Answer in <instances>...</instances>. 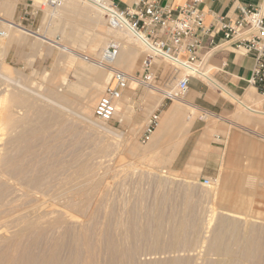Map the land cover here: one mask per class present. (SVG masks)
<instances>
[{
	"label": "rangeland",
	"instance_id": "374dc122",
	"mask_svg": "<svg viewBox=\"0 0 264 264\" xmlns=\"http://www.w3.org/2000/svg\"><path fill=\"white\" fill-rule=\"evenodd\" d=\"M69 1L65 0L63 6L57 10H48L44 15L20 22L19 6L27 0H0V15L3 18L10 19L22 28L45 37L46 40L54 41L63 48L61 50L22 32L13 33L10 29L7 32L6 27L0 23V31L7 33L5 38L0 39V72L10 80L0 78V97L7 93L6 101L4 100L0 107V159L10 162L5 163L3 160L6 165L8 162V166H4L0 160L3 169L0 178V216L3 215L0 217V227L13 231L21 221L19 219L22 214L26 217L29 210L44 201L34 198L31 192L26 195L21 190L23 187L28 188L27 191H38L44 195V206L49 212L45 215L46 219L61 217L76 225L75 232H78L80 227L85 229L88 238L84 244L93 255L91 256L92 260L94 258V264H120L117 260L112 263L110 242L115 246L122 263L126 262L123 251L133 253L134 250L139 264H264V172L256 176L225 178L231 187H244L243 191H236L233 196L230 194V197L222 191L224 189L221 187L226 185L223 177H219L213 186L205 187L201 184L200 177L173 174L169 171L171 161L163 162L164 157L168 154L174 156L186 137H168L157 150L149 148L157 127L147 143H141L140 137L148 118L155 111L162 114L174 101L165 97L157 103L159 94L153 95L149 87L139 82L131 81L122 95L123 99H120L123 100L122 105L117 103L120 104L118 106L122 115L113 117V120L106 124L111 132L100 131V126L105 124L95 120L93 116V109L106 85V70L100 65V55L109 42L114 39L123 42V39L117 35L120 33L109 30L103 14L92 4H86L88 9L81 13L70 14L68 9L67 12L65 10ZM20 33L23 36H20ZM131 38L135 40L132 34ZM143 51V47L136 41V58L131 69L125 70L136 79L139 77ZM78 54L83 59L78 58ZM91 61L94 64L90 63ZM155 63L157 75L152 85L160 90L171 91L170 95H173L182 69L177 66L176 68L166 60L157 59ZM120 71L123 72L121 69ZM64 76L68 79L67 85L62 84ZM190 80L203 81L199 78ZM11 81H18L26 86L28 91L16 88ZM206 85L220 101L230 106H239L236 102H231L232 98L224 96L221 90L208 83ZM219 85L231 93L226 87ZM248 87V91H252L253 100L258 103L250 104L249 111L252 116L264 119V115L258 114L260 111L264 112V94L249 85ZM57 94L66 95L71 114L61 115L63 112L59 108L51 106L47 101L45 103V100L39 97H52V100H56ZM178 98L185 99L184 96ZM11 99L14 100L12 105L9 101ZM85 104L89 107H84ZM14 105L16 106L13 109L19 106L27 107L23 108L25 112L22 117L25 118L22 122L27 125V132L21 144L12 147L7 144L13 132L7 130L4 111ZM5 106L7 109L2 110ZM33 108L35 109L32 110ZM192 111L195 118L200 116L196 110ZM50 113H54L57 121L49 128L46 119ZM132 143L139 148L138 154L134 156L126 153V148ZM22 146L23 148H20ZM18 147L20 149H17ZM5 153L9 156L4 157ZM13 156H16L14 161ZM18 156L19 161L23 162L18 161ZM25 161L30 163L29 166ZM8 173L11 175L5 176ZM32 177L36 181L30 179ZM68 181L72 184H68ZM59 185H62V188ZM68 185L70 191L87 192V197L81 201L79 197L69 196L70 200H66L65 195L68 196L70 192L67 191ZM63 187H67L66 194L61 190V195L58 190L64 189ZM54 197L59 198L56 200ZM231 197L235 200V203L232 202L235 212L244 216L228 215L227 206L232 200ZM12 211H15L14 214ZM144 231L147 232L143 233ZM8 236L6 232V241L1 238L0 251L8 240L11 241L9 233ZM147 237L148 242H143L147 241ZM151 242L157 246L152 243L151 247ZM65 243L71 242L67 240ZM81 246L77 250L74 264H80L84 258V246ZM61 255L65 260L68 257L65 250Z\"/></svg>",
	"mask_w": 264,
	"mask_h": 264
},
{
	"label": "built area",
	"instance_id": "2783aa9c",
	"mask_svg": "<svg viewBox=\"0 0 264 264\" xmlns=\"http://www.w3.org/2000/svg\"><path fill=\"white\" fill-rule=\"evenodd\" d=\"M91 3L104 16L106 25L112 30L126 31L139 35L146 46L140 60L138 82L150 85L155 82V60L161 59L180 64L182 75L178 79L173 95L168 100L182 96L188 90L192 69H200L197 54L200 35L210 38L221 36L223 42H232V48L241 55L249 56L253 62L248 85L264 94V10L249 6L236 7L234 18H215V23L204 25L205 12L201 8L204 0H186L178 7H172L164 0H134L132 6L119 8L114 0H84ZM65 0H42L36 3L27 0L19 6L18 20L27 21L48 10L61 8ZM6 34L0 31V39ZM120 44L109 42L102 50L100 64L110 65L117 58ZM174 66V65H173ZM176 67V66H175ZM132 78L125 72L113 70L108 84L98 99L93 116L102 123L113 120L116 102L128 88ZM159 114L153 113L147 120L145 130L140 137L145 144L155 130ZM215 180L206 178L201 181L205 187L213 186Z\"/></svg>",
	"mask_w": 264,
	"mask_h": 264
},
{
	"label": "bare ground",
	"instance_id": "6f19581e",
	"mask_svg": "<svg viewBox=\"0 0 264 264\" xmlns=\"http://www.w3.org/2000/svg\"><path fill=\"white\" fill-rule=\"evenodd\" d=\"M36 3H40L42 0H34ZM9 4V3H8ZM86 4H91L89 2H86V1H80L79 2L77 0H70L69 3H68V8H65L66 12H67V9H68V12L70 14H78V13H81L83 12L84 10L88 9V5ZM66 7V5H65ZM91 7V6H90ZM94 8V7H93ZM63 9V8H62ZM76 20V19H75ZM82 21V20H81ZM0 23L2 25H4L6 27V30L8 32V30H13V33L14 31H18V32H22L24 34H28V35H32L34 37H36L37 39L41 40V41H44L46 42L47 44H51L52 46H56L57 48H62L61 45H59L58 43L54 42V41H49V40H46L45 37H42V36H38L37 34L35 33H32L24 28H22L20 25L18 24H15L12 22V20L10 19H6V18H3L2 15H0ZM111 30V32H115V33H120V34H117L120 38L123 39V42H120L119 40L117 39H114L112 40L113 42H116V43H119L120 44V51H119V54L117 56V58L114 60V62L110 65H105V66H101L103 68H105V72H106V84L109 83L110 81V78L112 76V71L113 70H123V72L126 73V69H131L133 63H134V60L136 58V41L137 43H139L143 49L145 50L146 49V46L145 44L143 43V40L141 39V37L139 35H133V37L135 38L132 39L131 38V34L129 32H126V31H118V30H112V29H109ZM6 36H7V33H5ZM114 34V33H113ZM5 36V37H6ZM15 36V35H14ZM20 36H23L21 35L20 33ZM99 36V35H98ZM19 38V36H18ZM100 38V36H99ZM16 41H18V39H16ZM63 49V48H62ZM61 49V50H62ZM66 50V48H64ZM68 52V51H67ZM70 54V52H69ZM73 56V54H72ZM76 57V55H75ZM78 58H82L81 55H77ZM76 57V58H77ZM164 61V60H163ZM83 62V61H82ZM90 63H93V61H91ZM90 65V64H89ZM99 65V64H98ZM173 65L177 66V67H180V64L179 63H176L174 62ZM176 67V68H177ZM6 74H8L9 72H5ZM128 73V72H127ZM126 73V74H127ZM9 76V75H8ZM131 78H132V81H134V83L138 82V80L136 79V77L134 75H129ZM192 76L194 78H199V79H202L204 82L208 83L209 85L215 87L217 90H221V93L224 95V96H229L230 98L234 99V101H232L231 99V102H236L238 105H239V108L242 109V107L240 106H243L245 108V110H250V107L249 105L254 103V104H258L257 102H255L256 100H253V97H252V91H248L246 90L247 92L242 95V97H237L231 93H229L228 91H226V89H224L223 87H221L207 72L205 69L203 68H200V69H192ZM0 78L2 79H5L7 81H10L9 79H7V75L5 76L4 74H2L0 72ZM67 78L64 76L63 78V82L62 84L63 85H67ZM13 83V85L24 91V92H27L28 89L26 88V86L22 85L21 83H19L18 81H11ZM61 84V85H62ZM95 86V85H94ZM147 86V85H145ZM99 87V85L97 86V88ZM147 87L150 88V90L152 91L153 95H155L157 93V95L159 94L160 98L159 97H156V98H159L158 99V102L157 103H160L162 98L165 99V97H168L170 95V92H167L166 89L165 90H160V88H156L154 87L152 84L148 85ZM175 87V86H174ZM250 88V87H248ZM95 90V89H94ZM168 91L170 89H167ZM255 90V89H254ZM3 92V91H2ZM5 92V91H4ZM7 92V90H6ZM9 92V91H8ZM155 93V94H154ZM9 94V93H8ZM172 94V93H171ZM7 95V93L5 95H1L2 97H0V107H2L1 105H3V102L5 100V97ZM23 95V94H22ZM28 95V94H27ZM55 95V93L53 94V96ZM152 95V94H151ZM152 95V96H153ZM193 94H191L192 96ZM255 95V94H254ZM10 96V95H9ZM14 96V95H13ZM24 96V95H23ZM22 96V97H23ZM68 96V95H67ZM41 99L45 100V103L46 101L49 102L51 104V106H54L56 107L57 109L59 108L63 113L61 115H63L64 113L65 114H71V111L69 109V100L68 98L66 97V95L64 96L62 94V96H58L57 94V97H56V100H52V97L50 98H47V97H44V96H39ZM93 97V96H92ZM154 97V98H155ZM55 98V97H54ZM122 98V97H121ZM120 98V99H121ZM151 98V96H150ZM223 98V97H222ZM229 98V99H230ZM16 99V98H15ZM120 99L116 102V111L114 113V116L113 117H116V116H119V115H122V113L119 111L120 110V106L118 105H122V101H120ZM123 99V98H122ZM153 99V98H152ZM193 99V98H192ZM257 99V98H256ZM42 100V101H43ZM127 100V99H126ZM6 101V100H5ZM11 102V105L14 104V100L11 99L9 100ZM95 101V100H94ZM174 103L167 109V111H163L162 114L160 115L159 117V123H158V126H157V129L156 131L154 132V134L152 135V139L150 141V145H149V148L150 149H155L157 150L159 146H161V144L166 140V138L168 137H172L173 135H177V136H180V137H186V135L188 134L189 132V129L190 127L192 126L193 124V121H194V116L193 115V111L192 109L195 107V105H193L191 102H187L186 100H183V99H180V98H174L173 99ZM118 102H120V104H117ZM154 102V101H153ZM156 103V102H155ZM156 103V104H157ZM260 103V102H259ZM92 104V103H91ZM94 104V103H93ZM155 104V105H156ZM262 104V103H260ZM86 105V104H85ZM88 105V104H87ZM84 106V107H89V106ZM90 105V104H89ZM16 105L14 106H9L8 107V110L7 111H4L3 113L5 114L4 117H5V121H6V126H7V130L9 132H13V135L8 139V142L7 144L9 146H12V147H15V146H19V144H21L22 140L24 139V137L26 136V132L27 130L25 129V125L22 120L25 119L23 117L24 115V107L25 106H19L18 108L16 109H13V107H15ZM18 106V105H17ZM33 106V105H32ZM125 106V105H124ZM159 106V105H158ZM193 106V107H192ZM4 108V106H3ZM2 110H6L7 107L5 106V109ZM27 108V107H25ZM29 108V107H28ZM71 108V107H70ZM92 108V107H90ZM89 108V109H90ZM185 108V109H184ZM238 108V109H239ZM35 108H33L32 110H34ZM54 109V108H53ZM83 109V108H82ZM191 109V111H189ZM195 109V108H194ZM193 109V110H194ZM1 110V111H2ZM55 110V109H54ZM91 110V109H90ZM196 110V109H195ZM194 110V111H195ZM244 110V109H243ZM31 111V110H30ZM41 111V110H39ZM51 111V110H49ZM82 111V110H81ZM185 111V112H184ZM48 112V111H47ZM56 112V111H55ZM199 112V111H197ZM33 113V112H32ZM40 113V112H39ZM206 113V112H205ZM1 114V113H0ZM26 114H30V113H26ZM34 114V113H33ZM44 114V113H43ZM47 114V113H46ZM54 114V113H53ZM52 113L49 114L48 118L46 119L47 120V127H51V125H53L57 120L55 119L54 115ZM259 115H264V112L263 111H260L258 113ZM40 115V114H39ZM204 115V114H203ZM207 115V114H206ZM205 115V116H206ZM209 115V114H208ZM3 116V115H2ZM16 116L18 117V119H15ZM27 116V115H26ZM42 116V115H41ZM45 116V114H44ZM66 116V115H64ZM1 117V115H0ZM90 118V116H88ZM209 117V116H208ZM262 117V116H261ZM31 118V117H30ZM27 117V119H30ZM34 118V117H33ZM38 118H40L38 116ZM35 119V118H34ZM216 119V118H215ZM214 119V120H215ZM39 120V119H38ZM96 120V119H95ZM212 120V119H211ZM27 121V120H26ZM32 121V120H31ZM29 121V122H31ZM1 122V121H0ZM3 122V121H2ZM261 122V121H260ZM37 123V122H36ZM42 123V122H41ZM45 123V122H44ZM208 123V122H207ZM216 123V122H215ZM105 125H103L102 127L100 126V131H104V132H111V129L106 125V123H104ZM214 124V123H213ZM212 124V125H213ZM27 126V125H26ZM32 126V125H31ZM30 126V127H31ZM37 126V125H36ZM208 126V125H207ZM211 126V125H210ZM215 126V125H214ZM4 127V126H3ZM213 127V126H212ZM35 128V127H34ZM38 128V127H37ZM36 128V129H37ZM98 128V126H97ZM96 128V129H97ZM216 128V127H215ZM2 129V128H1ZM32 129V128H31ZM29 130V129H28ZM34 130V129H33ZM48 131V130H47ZM102 131V132H103ZM46 132V131H45ZM113 132V131H112ZM7 133V132H6ZM42 133V132H41ZM49 134V133H47ZM46 134V137L48 136ZM8 135V134H7ZM38 135H41V134H38ZM44 135V134H42ZM9 136V135H8ZM52 136V135H51ZM118 136V135H117ZM239 136V135H238ZM45 137V136H44ZM50 137V136H49ZM28 138V137H27ZM30 138V137H29ZM42 138V137H40ZM151 138V136H150ZM149 138V140H150ZM232 138V137H231ZM239 138V137H238ZM50 139V138H49ZM264 139V138H263ZM46 140V138H45ZM48 140V139H47ZM7 141V140H6ZM52 141V139H51ZM204 141V140H203ZM242 141V140H241ZM5 142V141H4ZM34 142V141H33ZM36 142V141H35ZM236 142V141H235ZM234 142V143H235ZM37 143V142H36ZM35 143V144H36ZM39 143V142H38ZM28 144V142H27ZM34 144V143H33ZM47 144V143H46ZM53 144V142H52ZM237 144V143H236ZM254 144V143H253ZM31 145V143L29 144ZM246 145V143H245ZM26 146V145H25ZM32 146V145H31ZM34 147H36V145H33ZM48 146H49V143H48ZM47 146V147H48ZM237 146V145H235ZM27 147V146H26ZM8 148V147H7ZM20 148H23L20 147ZM19 147L17 149H20ZM29 148V147H28ZM197 148V147H196ZM249 148V147H248ZM5 149V148H4ZM30 149V148H29ZM41 149V147L39 148ZM138 146L134 145L132 143V145L130 144L127 148H126V153L128 155H131V156H134V155H137L138 154ZM2 150V149H1ZM36 150V148H34V151ZM44 150V149H43ZM46 150V148H45ZM196 150V149H195ZM248 150V149H247ZM12 151V149H11ZM9 150V152H11ZM28 151V150H27ZM39 151V150H38ZM47 151V150H46ZM7 152V150L5 151ZM24 152H25V149H24ZM43 152V151H42ZM149 152V151H148ZM36 153V152H34ZM38 153V152H37ZM36 153V154H37ZM15 154V153H14ZM41 154V153H40ZM44 155H46V153H43ZM2 155V154H1ZM6 155V156H5ZM43 155V156H44ZM9 156V154L7 155L6 153L4 154V157H7ZM17 156V155H16ZM16 156H13V161H14V157L16 158ZM37 156V155H36ZM1 157V156H0ZM27 157H30V156H27ZM34 157V156H33ZM3 158V156H2ZM9 158V157H8ZM7 158V159H8ZM22 158V157H21ZM35 158V157H34ZM18 161L20 160L19 156H18ZM24 159V158H23ZM2 160V159H0ZM4 160V159H3ZM2 160V161H3ZM36 160V159H34ZM5 161V160H4ZM3 161V165L6 163V160L5 163ZM11 161V159H10ZM16 161V160H15ZM234 161V160H233ZM9 162V161H8ZM8 162H7V165L8 166ZM19 162H23V160L19 161ZM35 162V161H34ZM10 163V162H9ZM25 164H28L26 161L24 162ZM23 163V164H24ZM2 164V163H1ZM17 164V163H16ZM30 164V163H29ZM28 164V166H29ZM233 164H236V163H233ZM2 165V166H3ZM4 165V166H5ZM14 166V165H13ZM23 166V165H22ZM6 168V167H5ZM12 168V166H11ZM22 168V167H21ZM13 169V168H12ZM30 170V168H28ZM9 170V169H8ZM9 172V171H8ZM51 173V172H50ZM2 174H3V169H1V165H0V178L2 177ZM77 174V173H75ZM11 175V174H10ZM9 173L6 174L5 176H10ZM30 175V174H29ZM37 175V174H36ZM49 175V174H48ZM52 175V173L50 174ZM4 176V177H5ZM12 177V176H11ZM33 177H36V176H33ZM30 178V179H34V178ZM38 177L40 178L41 176L38 175ZM175 177V176H174ZM44 178V177H43ZM73 178V176H72ZM232 178V176H231ZM29 179V180H30ZM38 180V178H36ZM225 179V178H224ZM19 180V179H18ZM35 180V179H34ZM36 181V180H35ZM71 181V180H69ZM67 182L68 184L71 183V182ZM93 182V181H92ZM31 183V182H30ZM34 184V182H32ZM40 183V181L38 182ZM66 183V184H67ZM75 183V182H73ZM3 184V183H2ZM17 184H19V182H17ZM65 184V183H64ZM63 184V186H64ZM72 184V183H71ZM4 185V184H3ZM36 185V184H35ZM19 186V185H18ZM29 186V185H28ZM60 186V185H59ZM58 186V187H59ZM62 186V185H61ZM60 186V187H61ZM57 187V186H56ZM7 188V187H6ZM16 188V187H15ZM20 188V187H19ZM35 188V187H33ZM52 188V187H51ZM62 188V187H61ZM64 188V187H63ZM67 188V187H65ZM64 189H60L58 190V192H61V190L64 191V193L66 192V190ZM71 188V187H70ZM223 188V187H221ZM28 188H21V190L23 192L27 194H29L31 192V194L34 196V198L36 199H44V195L40 194L38 191H31V190H26ZM227 189V188H226ZM56 190V189H55ZM69 190V185H68V188H67V191ZM77 190V189H75ZM221 190V189H220ZM225 190V189H224ZM20 191V190H19ZM57 191V190H56ZM70 191V190H69ZM240 191V190H239ZM45 192V191H44ZM228 192V191H227ZM22 193V192H21ZM63 193V194H64ZM69 193V194H68ZM68 196L65 195V199L66 200H70L69 199V196L70 197H79L81 198V201H83V199L85 197H87V192L83 191V190H77V191H70L68 192ZM59 194V193H57ZM66 194V193H65ZM60 195V194H59ZM61 195H62V192H61ZM60 195V196H61ZM25 196V195H24ZM54 195H52V198H53ZM58 196V195H57ZM230 197V196H229ZM25 198V197H24ZM55 199L57 197H54ZM59 198V197H58ZM57 198V199H58ZM63 198V196H62ZM51 199V198H49ZM56 199V200H57ZM238 199V198H237ZM236 199V200H237ZM60 200H62L60 198ZM65 200V201H66ZM4 201V200H3ZM42 202L40 203L39 205L33 207L31 210H29L26 214V217H23V214L21 215L22 218L19 219L21 220L17 225L16 227H14V230L13 231H8L7 228L4 229L3 227L1 228L0 227V240H2L1 238H3V240H5L6 238L5 235H6V232H7V236H8V233L10 234V238L11 241L9 242L8 238V243L4 244L3 246V249L0 251V264H74V262H76V254H77V250L82 247L81 245L83 244V251L84 252V258L83 260L81 261L80 264H94L95 262L92 260V254H90L91 252L88 251L89 249H87L85 247V244L84 242H86L88 236L86 235V231L84 228L80 227L79 225V230L78 232H75V228L76 225L75 224H70V220L68 222V220H64L62 219L61 217H57L54 219L52 218V220H49V219H46L45 218V215H48L49 212L47 211L46 207L44 206L46 202ZM47 201H48V198H47ZM62 202V201H61ZM64 202V201H63ZM79 202V201H78ZM28 203V202H27ZM56 203V202H55ZM66 203V202H65ZM52 204V203H51ZM36 205V204H35ZM50 205V204H49ZM62 205V204H61ZM32 207V205H30ZM48 206V205H47ZM54 206V205H53ZM4 207V206H3ZM81 207L83 208V206L81 205ZM9 208V207H8ZM26 208H29V207H26ZM53 208V207H52ZM50 208V209H52ZM60 208V207H59ZM18 209V208H17ZM55 209V208H54ZM53 209V210H54ZM61 209V208H60ZM77 209V208H76ZM81 209V208H80ZM2 209H0L1 211ZM20 210V209H19ZM17 210V212L19 211ZM49 210V209H48ZM75 210V209H74ZM5 211V209H4ZM11 211V210H10ZM23 211V210H22ZM8 212V211H6ZM5 212V213H6ZM13 212V211H12ZM15 212V211H14ZM14 212L12 214H14ZM25 213V212H24ZM53 213V211H52ZM11 214V212L9 213ZM17 215V214H16ZM20 216V214H18ZM54 215V214H53ZM52 215V216H53ZM3 216V215H1ZM0 216V217H1ZM9 216V215H8ZM51 216V215H49ZM16 217V216H15ZM5 218V217H4ZM9 218H12V217H9ZM51 218V217H50ZM64 218V217H63ZM69 218V217H68ZM89 218V217H88ZM2 219V218H1ZM17 219V220H18ZM6 221V220H5ZM8 221V220H7ZM74 221V220H73ZM78 222V221H77ZM13 223V221H12ZM15 223V222H14ZM71 223H72V220H71ZM80 223V222H79ZM87 223V221H86ZM84 224V223H83ZM15 225V224H13ZM191 226V225H190ZM182 227V226H181ZM187 227V226H186ZM193 228V227H192ZM185 229V228H184ZM183 230V229H182ZM180 230V232L182 231ZM96 231V230H95ZM184 231V230H183ZM188 231V230H187ZM195 231V230H194ZM147 231H144L143 233H145ZM151 233V232H150ZM156 233V232H155ZM178 233V232H176ZM182 233V232H181ZM185 233V231L183 232ZM147 234V233H146ZM157 234V233H156ZM190 234V232H189ZM192 235V234H191ZM145 236V235H144ZM156 236V235H155ZM223 236V235H222ZM9 237V236H8ZM157 237V236H156ZM155 237V238H156ZM218 237L220 238V236L218 235ZM9 238V239H10ZM150 238V236H149ZM152 238V237H151ZM153 239V238H152ZM67 240H70V244H66L65 242ZM144 240V239H143ZM150 240V239H149ZM6 241V240H5ZM153 241V240H152ZM4 242V241H3ZM2 242V243H3ZM97 242V241H96ZM143 242H148V237H147V241H143ZM155 242V241H154ZM154 242H151L149 243L150 246L152 245V243ZM215 242V240H214ZM217 242V240H216ZM80 243H82L80 245ZM87 243V242H86ZM176 243V242H175ZM180 243V242H178ZM212 243V242H211ZM218 243V242H217ZM148 244V243H147ZM149 244L147 246H149ZM155 244V247L157 246L156 243ZM153 244V246H154ZM158 244V243H157ZM159 245V244H158ZM130 246V245H129ZM146 246V245H145ZM149 246V247H150ZM225 246V245H224ZM115 246L112 244V242H110V250L112 252L111 255H112V263L113 261H118V263L120 264H139L138 262V259L137 255L134 250H133V253L129 251H123V258L126 260V262L122 263L119 259L120 255L118 252H116V248H114ZM152 247V246H151ZM154 247V248H155ZM214 247V246H213ZM134 248V247H132ZM87 249V250H85ZM96 249V248H95ZM153 249V248H152ZM65 250V252L67 253V256L66 257L67 259H62L63 257H61V252H63ZM81 250V249H80ZM79 250V251H80ZM126 250V249H125ZM109 253V254H110ZM139 254V253H138ZM153 254V253H152ZM61 255V256H60ZM92 255V256H91ZM66 256V255H65ZM110 257V255H109ZM139 257V255H138ZM109 261H111L109 259Z\"/></svg>",
	"mask_w": 264,
	"mask_h": 264
},
{
	"label": "crops",
	"instance_id": "0c3cea01",
	"mask_svg": "<svg viewBox=\"0 0 264 264\" xmlns=\"http://www.w3.org/2000/svg\"><path fill=\"white\" fill-rule=\"evenodd\" d=\"M133 1L114 0L119 8L132 6ZM164 1L172 7L181 6L186 2ZM239 5L264 10V0H204L201 5L206 14L204 25L211 26L217 17L234 18L236 7ZM200 37L197 54L201 68L231 93L242 97L248 90L247 81L253 66L251 58L236 52L232 48V42H223L220 35L213 38L206 35ZM154 69L157 75L156 63ZM182 96L185 97L184 100L195 105L194 108L199 111L200 116L194 117L179 151L174 156L168 154L164 157L163 162L171 161L169 171L187 177H200V181L210 178L215 182L219 177L256 176L264 172V119L252 116V112L245 110L243 106H240L241 109L239 106H230L220 101L203 81L190 80L188 90ZM262 109L264 110V106ZM248 170L252 172L249 173ZM224 181L226 185L222 191L228 193V196H233L236 191H243V186L231 187L226 179ZM231 199L227 206L228 215L244 216L235 212L232 207L235 200L233 197Z\"/></svg>",
	"mask_w": 264,
	"mask_h": 264
}]
</instances>
